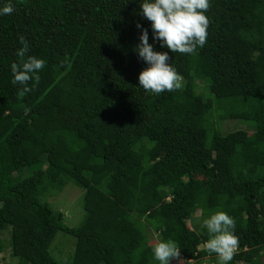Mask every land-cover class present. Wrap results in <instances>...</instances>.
Masks as SVG:
<instances>
[{
    "label": "trees",
    "instance_id": "trees-1",
    "mask_svg": "<svg viewBox=\"0 0 264 264\" xmlns=\"http://www.w3.org/2000/svg\"><path fill=\"white\" fill-rule=\"evenodd\" d=\"M13 4L0 16V264L7 249L17 264H60L59 231L75 239L70 264H157L161 238L217 264L201 221L218 210L239 241L229 264H264V0H210L192 55L155 41L182 77L159 95L138 85L137 22L153 40L137 0ZM21 35L25 59L45 60L27 94L11 83ZM69 188L76 227L51 200Z\"/></svg>",
    "mask_w": 264,
    "mask_h": 264
},
{
    "label": "clouds",
    "instance_id": "clouds-1",
    "mask_svg": "<svg viewBox=\"0 0 264 264\" xmlns=\"http://www.w3.org/2000/svg\"><path fill=\"white\" fill-rule=\"evenodd\" d=\"M19 2V0H17ZM139 15L150 21L153 43L149 42V29H140L139 43L134 46L138 57L145 62V67L138 75V85L147 92L159 95L173 92L182 87V77L170 62L168 51H158L154 46L159 41L160 47L173 53L192 55L198 47L206 43L209 18L206 15L210 0H137ZM14 11L13 0H0V16L10 15ZM21 47L16 55L18 62L10 66L11 83L21 86V91L30 93L39 83V72L45 67V60L28 55V41L18 36ZM31 82V86H29ZM201 227L207 229L209 238L204 243V250L215 253L217 264H229L236 253L239 241L235 234L234 219L223 210L212 212L203 219ZM152 258L157 264H171V260L181 261L180 248L172 239H158L151 248ZM181 254V255H180ZM186 263L194 259L184 258Z\"/></svg>",
    "mask_w": 264,
    "mask_h": 264
},
{
    "label": "rangeland",
    "instance_id": "rangeland-1",
    "mask_svg": "<svg viewBox=\"0 0 264 264\" xmlns=\"http://www.w3.org/2000/svg\"><path fill=\"white\" fill-rule=\"evenodd\" d=\"M223 128L228 129V125L226 123L222 124ZM75 189L69 188L66 191H63L60 196L57 198H51L52 201L57 200V210L63 211L66 215V221L67 223L72 226L76 227L79 225L82 215H83V209L81 205V201L78 200L77 195L75 193ZM200 212L196 213V216L199 218L200 217ZM202 222V221H201ZM5 238L8 240L9 244V238H10V229H6L2 236H1V241ZM151 241H155V236L151 235L150 236ZM3 242V241H2ZM7 242V241H6ZM75 249V239L67 235L61 231L58 232L56 235L51 247L50 251L52 255L60 262V264H70V256L73 254ZM3 255L2 263L1 264H17L18 259L17 258H10L9 255V250L7 249ZM176 264H192L193 261L186 263L185 259L181 258L180 260L175 261Z\"/></svg>",
    "mask_w": 264,
    "mask_h": 264
}]
</instances>
